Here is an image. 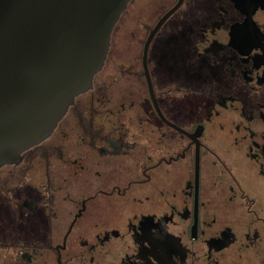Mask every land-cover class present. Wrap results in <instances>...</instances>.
<instances>
[{
  "label": "flooded vegetation",
  "instance_id": "flooded-vegetation-1",
  "mask_svg": "<svg viewBox=\"0 0 264 264\" xmlns=\"http://www.w3.org/2000/svg\"><path fill=\"white\" fill-rule=\"evenodd\" d=\"M0 264H264V0H132L0 166Z\"/></svg>",
  "mask_w": 264,
  "mask_h": 264
},
{
  "label": "water",
  "instance_id": "water-1",
  "mask_svg": "<svg viewBox=\"0 0 264 264\" xmlns=\"http://www.w3.org/2000/svg\"><path fill=\"white\" fill-rule=\"evenodd\" d=\"M131 1L0 0V166L47 139L92 87Z\"/></svg>",
  "mask_w": 264,
  "mask_h": 264
}]
</instances>
